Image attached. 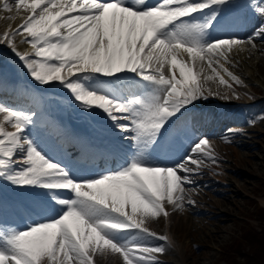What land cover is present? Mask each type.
Masks as SVG:
<instances>
[{
    "label": "snow or ice",
    "instance_id": "obj_1",
    "mask_svg": "<svg viewBox=\"0 0 264 264\" xmlns=\"http://www.w3.org/2000/svg\"><path fill=\"white\" fill-rule=\"evenodd\" d=\"M229 2L160 0L149 6L145 0L131 4L127 0H0V11L13 13L9 19L19 16L21 20L13 30L0 34V42L9 45L40 85L62 83L85 109L97 107L122 132L133 133L125 139H131L140 153L157 143L171 118L207 98L195 69L197 60L207 63L221 85L232 88L217 68L235 84L243 83L225 64L231 62L235 48H255L256 38L264 39V25L247 40L200 41L218 14L217 6ZM205 9L213 10L207 23L190 22ZM257 11L264 15V8ZM18 36L31 53L18 50ZM181 51L191 63L178 59ZM89 74L117 79L131 74L153 91L146 100L126 101L86 89L80 80H87ZM0 114V183L73 194L57 200L63 209L57 216L6 235L0 264H95L97 254H119L123 264H161L158 257L166 253L165 245L144 241L149 237L170 240L152 231L146 220L167 218L165 202L173 210L183 209L184 185L195 184L192 176L198 174L204 159L216 162L209 139L202 137L174 165L147 164L133 157L118 169L77 180L68 167L48 158L32 138L34 114L2 104ZM186 203L195 206L191 198ZM131 233L144 239H125Z\"/></svg>",
    "mask_w": 264,
    "mask_h": 264
},
{
    "label": "bare ground",
    "instance_id": "obj_2",
    "mask_svg": "<svg viewBox=\"0 0 264 264\" xmlns=\"http://www.w3.org/2000/svg\"><path fill=\"white\" fill-rule=\"evenodd\" d=\"M13 15V13H7L0 11V17L4 18L7 22L12 27H16L19 23H21V20L19 19V16L16 19H9ZM20 15H25V13H20ZM1 19V18H0ZM6 22V25H7ZM5 24V23H4ZM3 24V26H4ZM258 26L257 23H254V28ZM8 27V25H7ZM11 27V28H12ZM9 28V27H8ZM7 30V29H6ZM11 31V30H10ZM201 39V37H200ZM218 38H215L213 40H216ZM21 37H16V43L18 45V50L20 51H26L31 53L32 49L30 48L29 45L22 44L20 43ZM201 41V40H200ZM202 42V41H201ZM210 42V41H207ZM256 47L255 48H246L241 49L239 52L235 53V58L234 61L236 62V65H234L232 62L225 64V67L230 68L229 70L236 72L240 74L245 79V82L250 84L252 82H257L260 85L264 87V59H259V60H250L248 58V54L250 53H258V51H261L260 49L264 50V41L260 42H255ZM241 48V47H240ZM237 49V48H236ZM11 57H13L17 62V67L22 69L23 71H27L25 68L24 64L22 61L19 60V58L15 55V53L11 50ZM262 52V51H261ZM251 55V54H250ZM262 56L264 57V53H262ZM14 67V65H12ZM235 67V68H234ZM205 73V72H204ZM176 76L179 78V71L176 70ZM0 80H6L5 78H0ZM206 82V81H205ZM244 82V81H243ZM210 83V82H209ZM247 83V84H248ZM53 84V83H52ZM51 84V85H52ZM88 84V82H87ZM243 84V83H242ZM90 87H93L91 84H89ZM244 85H246L244 83ZM249 85V84H248ZM247 87V85H246ZM98 88L104 89L102 86H98ZM93 90V89H92ZM245 90V89H244ZM94 91V90H93ZM134 92H136L139 95L145 97L147 99L150 94L152 93L153 89L150 88L146 84H141L140 90H136L135 88L133 89ZM1 97L5 98V102L8 103L9 105H12L13 107H16L14 110H20L22 111V102L13 99L9 97L8 95L4 93H0ZM7 96L8 98H6ZM130 100V99H129ZM261 106H264V103L261 102ZM79 109L83 110L84 113H87V115H90L92 113V109H85L82 105L78 104ZM86 110V111H84ZM78 111V110H77ZM258 113H255L254 116L257 119L254 120V124L247 123L245 124L244 120H237L236 124H240L235 126L234 128H227V131H222L219 129H216L214 131H210L208 133V139H209V149L212 151V148H216L218 150V154L215 157L216 159V164L219 166V162L225 161L226 164L223 166L224 167V172L229 171L231 175H227L226 179L222 178L220 181L216 180H208L206 181L205 176H207V173H210L212 175L213 170L207 171V165L211 164L212 160L209 159H204L203 164L200 166L198 170V174H193L192 179L195 180L194 185H184L186 189V201L188 198H191L192 200L195 201V206L187 205L186 201L185 204L186 206L183 209H175L173 210L172 205L167 204L165 202V207L168 209L170 215L165 218L163 216L155 218V219H147L146 220V225L152 230V231H157L159 235L167 236L170 240V243H167L165 241L157 240L155 238H147L144 242L151 244V245H159V244H164L166 247V253L164 255L159 256V260L161 261V264H209L207 261L210 259V262H214L213 260L211 261V258L214 256L204 252L202 253V258L196 259L197 256V251L193 250L192 255H187L185 256L184 251L188 249V246H186V249L184 248L183 251L180 250L179 245L176 246L177 241H178V236L182 233V231H188L187 232V238L193 236V238L196 237V234L199 231H203L205 233V236H202L201 240L202 242L199 243L198 245L195 242L194 245H197V249L200 247H210L213 246L212 243L215 241V238L211 235L213 231H220L224 229V225L227 224L225 221L230 220V216L222 209L229 208L228 202L231 201L233 197V191L231 190L234 187L238 186V183L241 184L240 182V176L243 175V173L240 172V170H234L232 169V166L234 164H237V158L240 154V149L242 150H248V155L255 153L254 148H253V140L256 136L261 135L260 129V123H262V119L264 120L263 117V112L264 108H260L258 110ZM23 112V111H22ZM105 113L103 112L100 114V117L98 116H92L90 117V120L94 122L95 124H100V125H112L113 127H116V123L111 121L107 115H104ZM3 114H0V117H2ZM260 119V120H259ZM110 121L111 124H106V121ZM251 124V125H250ZM262 125V124H261ZM263 126V125H262ZM222 127V126H220ZM263 130V129H262ZM219 131V132H217ZM264 131V130H263ZM117 135H120L121 137H126L125 132H122L120 129L114 130ZM222 132V133H220ZM44 131L40 130V128L33 124L30 126V134L32 135V138L36 140L37 144L39 147L43 150V152L47 155L48 158L55 162H59L62 165H65L69 169L71 168L72 160L69 156L68 153L63 152V150L60 152L57 150V152L53 149V130H48L45 134H43ZM129 134H133L129 132ZM182 134V133H181ZM214 135L219 136V141L218 140H213L212 137ZM41 136V137H39ZM196 135H193V137ZM191 137V136H190ZM264 137V136H263ZM191 139L189 140V136L183 134L180 138L179 143H173V149H169L166 151L167 155L165 156H159V148L161 145L156 143L153 145L151 148L147 149L146 151L138 153L136 151L135 153H130L128 155V159H131L133 157H137L142 159V162L147 163V164H157V165H174L178 163L180 160H182L185 156L189 155L188 153H185V144L188 142H191ZM256 139V138H255ZM149 152V153H146ZM233 155V158H232ZM210 161V162H209ZM230 162V163H229ZM213 163V162H212ZM261 163V161H260ZM190 167H195L194 165H189ZM248 166H251L250 163H248ZM111 168H108V170ZM199 171L201 173L199 174ZM240 172V173H239ZM72 176L77 179V180H83L85 172L83 171H78V170H72L71 171ZM102 173H98L97 175L99 176ZM180 175H184V173H180ZM224 179V181H223ZM2 186L7 189L8 186H12V189H17L19 191H22L24 193H35L37 190H31L25 188V187H14V185H10L8 182H2L0 183ZM218 186H222L224 189L218 190ZM242 187V186H241ZM244 189V188H243ZM245 190V189H244ZM40 193H43L40 191ZM48 194L45 196H53V197H59L62 194L59 192H52L49 194V191L47 192ZM63 193V192H62ZM14 195V193H13ZM235 197H238V195H235ZM34 205H36L39 202L30 200ZM228 201V202H227ZM264 203V201H263ZM235 205V204H234ZM16 208L20 209V206L18 204L15 205ZM61 206V205H60ZM231 209V208H230ZM176 216V217H175ZM225 216V217H223ZM179 218V221L176 220V218ZM33 218V217H32ZM44 217L43 219H45ZM177 223V227L181 228L185 226V230H177L174 222ZM36 221H39L38 219ZM151 223V225H150ZM155 223V224H154ZM4 227L8 226H13L17 225L19 226L20 224L18 221L13 222V219L11 216L6 217V221L4 223ZM154 224V225H152ZM223 225V226H220ZM226 226V225H225ZM192 230L189 232V230ZM216 229V230H214ZM216 235V234H213ZM220 236V235H219ZM1 238V237H0ZM144 239L142 236H137L136 233H131L125 239L132 240V239ZM197 240V239H196ZM194 241V240H192ZM3 242L0 239V246H3ZM191 245V244H190ZM208 247V248H209ZM192 248V247H191ZM210 249V248H209ZM187 254V253H186ZM200 255V254H199ZM173 256V257H172ZM179 258H178V257ZM173 259V260H171ZM95 263L97 264H123L122 257L119 256V254H107V255H100L97 254L94 257ZM204 262V263H202Z\"/></svg>",
    "mask_w": 264,
    "mask_h": 264
},
{
    "label": "rangeland",
    "instance_id": "obj_3",
    "mask_svg": "<svg viewBox=\"0 0 264 264\" xmlns=\"http://www.w3.org/2000/svg\"><path fill=\"white\" fill-rule=\"evenodd\" d=\"M258 8H264V0H247L246 4L243 6V8H241V13L246 14L247 12L251 11L252 14L256 15L255 17L263 20L264 15H261L257 11ZM0 18H1L0 34L12 30L9 22H7L2 17ZM6 22L9 28L6 25ZM247 37L249 36L244 35V37L242 38H247ZM256 40L263 41L264 39L256 38ZM0 46H5L6 48H8L7 51L11 50V48L9 47V45H7V43L0 42ZM248 48L250 49V47ZM237 49H239L240 51L241 49H244V47L241 46V48L239 47ZM260 50L262 52L258 51V53L254 52V53H250L251 55L248 54L247 55L248 58L252 61L264 59V57L262 56L264 50L262 49ZM234 51H236V48L234 49ZM4 62H6V64L11 65V61L9 60V58L6 55L1 54L0 51V67L2 69H4V66L6 65L4 64ZM196 69L198 70L202 69L200 74L201 77L200 83L203 85L204 89L206 90L205 95H208L207 90H211V92L213 93V95H209L212 98L214 97V95L220 96L223 94L222 90L226 86L221 85L219 83V79H216L215 77L212 76L213 79L206 80L205 77L210 76L208 71H206L203 67H196ZM13 71H14L13 75L16 76L21 75L18 70L10 71L9 75ZM213 74L215 75V73ZM242 81H244L242 85H244V83L247 85V87L246 85H244V87L247 88V91H245L244 92L245 95L242 96L255 98L256 100L255 102L257 101L260 102L263 98L262 95H264V87L257 82H252L251 84L250 82L249 83L247 82L249 84L248 85L243 78ZM233 85L236 89H238L237 84L233 83ZM57 87L59 92L64 94L67 93L65 91V88L61 87V84L57 85ZM231 90L236 92L234 88H231ZM229 99L230 98H227L225 100H229ZM263 117H264V112H263ZM261 127L264 130L263 119H262V123H260V127L258 128L260 129ZM262 129H260L259 132L261 133V135L256 136L255 137L256 139L254 138L253 142H251L253 143V148L255 150L254 151L255 153L248 155V150L240 149V154L236 159L238 162L237 164H234L232 166V169H234L235 171L240 170V172L243 173V175H239L240 176L239 180L241 184L238 183V186L236 187L233 186V188L231 189L233 191L232 193L233 197L230 202L227 201L229 204L228 205L229 208L222 209L230 216L229 217L230 220L225 221L227 223L225 224L226 226L220 225L224 227L223 230L213 231L211 235L215 238V241H213L212 243L213 246L210 247L208 246L210 249L204 246L203 247L199 246V249H197V245L202 242L201 240L202 236H205V233L203 231H199L196 234L195 238H193V236L187 238L186 235L188 231L186 232L182 231L180 236H178L177 238L178 241L176 246L179 245L181 251H183L184 248L186 249V246H188V249L184 251L185 256L192 255L193 254L192 251L196 250L197 251L196 259L198 260L200 259V257L202 258L203 256L202 253L206 249L204 252H207L214 256L213 258H211V261L213 260L214 262H210V259L207 261V263L209 264H264V254H261V250H264V203H263L264 201V137H263L264 131ZM180 135L181 134L176 135V137H172L171 139L172 143H174V141L176 140H179ZM192 147L193 146L189 147L188 150L192 149ZM248 163H250L251 166H248ZM225 164L226 162L224 163V165ZM220 165L221 163L219 162V166ZM226 174L231 175L229 171H226ZM227 175H224L223 178L226 179ZM92 177L94 176H89V178ZM217 189L220 190L224 188L222 186H218ZM235 195H238V197H235ZM176 220L179 221V218L177 217ZM176 220L174 224L177 230L178 229L185 230V226L181 228L177 227L178 222H176ZM190 231L192 230L190 229L189 232ZM191 242H195L197 245H194V243Z\"/></svg>",
    "mask_w": 264,
    "mask_h": 264
},
{
    "label": "trees",
    "instance_id": "obj_4",
    "mask_svg": "<svg viewBox=\"0 0 264 264\" xmlns=\"http://www.w3.org/2000/svg\"><path fill=\"white\" fill-rule=\"evenodd\" d=\"M261 254H264V250H261Z\"/></svg>",
    "mask_w": 264,
    "mask_h": 264
}]
</instances>
